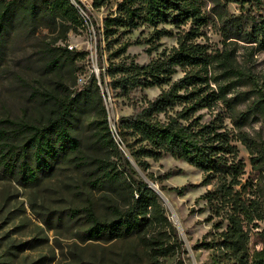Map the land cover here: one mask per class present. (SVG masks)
Instances as JSON below:
<instances>
[{"label": "trees", "instance_id": "trees-1", "mask_svg": "<svg viewBox=\"0 0 264 264\" xmlns=\"http://www.w3.org/2000/svg\"><path fill=\"white\" fill-rule=\"evenodd\" d=\"M104 4L105 0H93L94 9ZM230 5L238 9V15L229 14ZM80 12L90 22L89 12L78 0H0V51L17 29L31 34L57 32L66 41L71 30L85 28ZM216 20L225 40L235 39L264 50V0L117 2L114 12L102 21L96 57L101 71L99 80L94 75L87 80L91 90L74 96L58 79L56 93H35L47 112L42 121L0 119L1 174L22 186H35L63 166L87 167L80 157L76 124L90 111L93 135L110 157L95 161L87 179L94 191L106 193L103 207L107 215H99L91 201L71 212L83 215L86 240L134 242L151 261L176 256L177 264H184L186 250L177 228L168 220L156 192L127 158L155 183L157 179L147 173L148 161L157 162L168 155L198 170L199 185L211 187L199 198L205 203L200 211H208L203 222L210 226L192 246L208 252L202 264H264V229L258 234L261 247L250 246L258 223L264 222V198L259 194L260 184L244 178L246 164L236 144L245 149L251 168L260 176L264 174V153L243 131L247 114L238 112L236 96L227 98L233 93V84L218 83L224 77L241 80L243 74L228 47L209 52L208 45L198 43L203 29ZM145 26L151 29L147 39H126ZM165 37H176V45L159 51V41ZM55 42L48 45L46 68L57 77L62 68L84 60L87 54L56 47ZM142 45L148 47L145 52L149 56L157 53L144 65L127 54L130 47ZM214 67L220 70L218 76L212 75ZM178 72L182 77L173 81ZM104 87L113 100H125L131 109V115L115 125V133L104 104ZM152 88L160 90L155 98H136L135 93ZM205 115L209 120L204 121ZM159 190L164 191V187L159 186ZM183 190L172 189L178 195Z\"/></svg>", "mask_w": 264, "mask_h": 264}, {"label": "rangeland", "instance_id": "rangeland-1", "mask_svg": "<svg viewBox=\"0 0 264 264\" xmlns=\"http://www.w3.org/2000/svg\"><path fill=\"white\" fill-rule=\"evenodd\" d=\"M9 1V0H6ZM90 14V22L85 19V28L71 30L66 41L57 32L51 34L47 30L36 34L27 33L22 29L14 30L0 51V119L24 120L31 123L42 121L47 112L40 103L38 92H57V82H63L73 92L74 96L84 90H91L86 85L91 75L99 80L100 68L97 63V45L101 35L102 21L115 10L120 0H105L100 9L93 8V0H78ZM210 8V7H209ZM208 8V9H209ZM229 14L238 15L234 5L228 6ZM203 29V36L198 43L209 46V52L222 51L228 47L231 57L236 61V68L243 77L235 81L232 78H220L219 84L231 82L232 94L236 96L238 112L247 114L243 131L257 144L264 153V50L254 45H247L235 39L225 40L222 37L221 23L213 21ZM169 28V27H167ZM151 29L142 27L126 39L130 41L145 40ZM56 40L54 46L65 47L75 52H85L84 60L74 61L72 65L62 68L57 77L47 71L48 45ZM230 42H235L230 45ZM162 50L176 45V37L162 38L159 41ZM235 44V45H234ZM226 45V46H225ZM253 46V47H251ZM103 47V46H102ZM146 45L132 46L127 54L133 56L138 64H147L156 52L150 56L145 52ZM106 68V57L103 58ZM214 67L212 75L218 76L220 70ZM178 72L173 81L181 78ZM60 81H57V80ZM105 82V81H104ZM235 84V85H234ZM211 86L213 82H211ZM87 87V88H86ZM165 89V88H164ZM107 98L104 100L109 116L111 131L115 133L118 121L131 115V109L125 100H113L110 92L104 87ZM160 93L157 88L135 93L138 100L155 98ZM225 114V112H222ZM204 121L209 116H204ZM93 113L90 111L80 116L76 124V136L80 143V157L87 167L75 168L63 166L52 175L43 178L35 186H22L16 180L4 177L0 172V264H177V257H169L151 261L146 253L134 242H94L86 240L83 235L84 218L81 213L72 215L73 210H81L91 201L101 216H106L104 209V191L96 192L87 184L95 169V161L110 157L100 147L93 135L90 123ZM231 128L228 119L224 121ZM115 141L118 139L115 136ZM239 156L246 164L244 178L250 177L253 183L260 184L259 194L264 198V174L251 168L245 149L236 144ZM128 156V153L125 151ZM131 160L129 157H127ZM112 160V158H111ZM147 173L156 178V185L164 187L161 194L166 198L165 204L161 198L168 220L176 227L177 221L181 228V240L186 254L184 264H202L206 261L208 252L192 249L208 231L209 224L204 219L208 211L201 212L203 196L210 186L202 187L201 173L188 166L183 161L175 160L168 155L157 162L148 161ZM145 176L143 172L140 171ZM170 173L167 179H163ZM160 182V184H159ZM182 189L181 195L172 189ZM177 228V227H176ZM264 229V222L258 223L254 230L250 246L252 249L261 247L259 232ZM178 230V229H177ZM179 232V231H178Z\"/></svg>", "mask_w": 264, "mask_h": 264}, {"label": "water", "instance_id": "water-1", "mask_svg": "<svg viewBox=\"0 0 264 264\" xmlns=\"http://www.w3.org/2000/svg\"><path fill=\"white\" fill-rule=\"evenodd\" d=\"M129 160V159H128ZM129 162L131 163V165L135 168V170L138 172V174L141 176V178L148 184L149 188H151L154 192H156V194L158 195V197L160 198V191L158 189V187L156 185H154V183L150 182L144 175H142L140 173L139 168H137V166L135 165L134 161L131 159L129 160ZM175 225L180 233V235H182V231L181 228L179 227L178 222H175Z\"/></svg>", "mask_w": 264, "mask_h": 264}, {"label": "bare ground", "instance_id": "bare-ground-1", "mask_svg": "<svg viewBox=\"0 0 264 264\" xmlns=\"http://www.w3.org/2000/svg\"><path fill=\"white\" fill-rule=\"evenodd\" d=\"M160 198H161V200L165 203V202H167L166 201V198L160 193ZM165 204H167V203H165ZM167 206H168V204H167Z\"/></svg>", "mask_w": 264, "mask_h": 264}]
</instances>
